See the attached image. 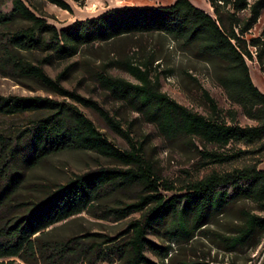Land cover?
<instances>
[{
	"label": "rangeland",
	"instance_id": "374dc122",
	"mask_svg": "<svg viewBox=\"0 0 264 264\" xmlns=\"http://www.w3.org/2000/svg\"><path fill=\"white\" fill-rule=\"evenodd\" d=\"M36 15L57 29L70 26L77 20L95 18L107 10L132 6H164L174 0H64L70 7L62 9L48 0H22ZM215 18L213 8L207 0H189ZM257 0H247L252 4ZM11 0H0V10L8 13V19L0 22V96H39L53 102L54 107L0 115V133L5 137L0 144V164L9 155L7 150L15 140L24 138L26 130L33 131L38 121L61 110L57 106L75 110L86 117L111 144L121 150L138 149L142 159L149 165L153 176L160 184L159 191L167 197L185 192V186L211 173H225L234 169L255 165L264 170V147L256 143L229 142L224 147L201 141L198 137L180 135L167 139L153 122L141 112L115 97L98 82L99 74L138 83L121 65L122 60L139 65L146 63L150 81L167 97L186 110L214 122L239 126H254L257 122L244 115L242 108L231 101L219 78L227 72L226 62L216 56L201 53L197 44H183L166 33L134 32L115 36L108 40L92 41L77 47L70 57L58 58L40 47L19 48L9 42L12 32L29 27L30 22L17 14H11ZM243 26L250 18L249 8L237 13ZM237 31V29L235 28ZM243 38H264V4L258 9L257 17ZM232 42H234L232 40ZM252 58L245 57L249 77L255 87L264 94V71L255 56V48L249 47ZM36 65L57 81L65 91L93 102L98 109L84 105L70 95L45 85L32 75H26L14 64L16 60ZM207 91L216 105L211 111L204 98ZM56 106V107H55ZM101 110L115 124L113 128L99 112ZM60 113L61 115H64ZM125 135H124V134ZM23 134V136H22ZM43 143L38 138L29 141L27 147H17L9 159L8 169L14 172V183L3 203L1 213H15L21 202L39 200L49 190L65 183L75 175L98 168H132L116 159L102 155L92 149L77 146H62L41 152ZM41 152V153H40ZM220 152L233 154L223 163H210L206 153ZM3 177V176H0ZM171 187V189H164ZM231 194L232 187L226 189ZM148 191L142 184L133 181L106 187L94 202L89 213L83 211L74 217L55 224L46 239L80 237L79 242L87 244L97 238L89 233L116 236L126 224L139 217L141 211L122 219L113 216L104 218L105 210L134 202L139 195ZM246 214L264 217V211L249 198L231 194L215 211L210 212L207 222L194 229L187 238H168L165 228L171 220L166 214L147 237L163 246H169L165 257L146 249V256L155 264H263L264 230L254 228L249 235L236 245V237L244 226ZM191 215H185L189 222ZM103 217V218H102ZM122 239V236H121ZM120 239V240H121ZM5 260V259H4ZM16 264H25L16 260ZM96 264H111L107 261Z\"/></svg>",
	"mask_w": 264,
	"mask_h": 264
},
{
	"label": "trees",
	"instance_id": "16d2710c",
	"mask_svg": "<svg viewBox=\"0 0 264 264\" xmlns=\"http://www.w3.org/2000/svg\"><path fill=\"white\" fill-rule=\"evenodd\" d=\"M48 1L62 9H70L64 0ZM207 2L213 8L215 18L189 0H174L172 4L164 6L113 8L95 18L77 20L70 26L57 29L36 16L22 0H11L10 13L26 19L30 26L12 32L9 42L25 49L40 47L51 53L47 55L49 58L51 55L58 58L70 57L81 44L134 32H162L183 44H197L201 53L219 57L227 63V72L218 81L229 99L242 108L244 115L255 120L256 125L239 126L214 122L186 110L155 87L149 79L146 63L139 66L124 60L120 62L138 83L103 74H99L98 82L116 98L128 102L134 110L141 112L149 122L155 123L159 132L167 139L183 135L198 137L201 141L219 147H224L229 142L256 143L264 147V94L251 82L245 62V57L249 60L252 58L249 47H254L255 56L264 71V38L250 37L246 40L242 37L257 17L264 0H257L252 4H248L247 0ZM247 8L251 16L242 26L237 13ZM8 15L0 10V22L6 21ZM14 64L24 74L35 76L52 89L98 109L93 102L63 90L41 67L18 59ZM203 95L209 102L210 110L215 111L216 105L207 91L204 90ZM54 105L56 104L39 96H0V115ZM60 107V113H63L62 106H57L59 109ZM99 112L116 131H121L106 114L101 110ZM60 113L55 112L38 121L33 131L26 130L23 139L11 144L7 150L9 155L0 164V176H3L0 177V264H16V260L25 264H96L101 261L111 264H155L146 256L145 250L165 257L169 246L150 240L147 234L154 230L155 225L166 214L171 215V220L165 233L172 239L187 238L194 229L205 224L210 212L215 211L231 194L251 199L264 211V170L255 165L221 174L211 173L188 183L183 194L167 197L159 191L158 179L153 176L149 165L133 145L130 150H121L106 140L82 114L68 108L64 115ZM4 138L0 133V144ZM35 138L43 143L41 152L74 145L92 149L132 168H98L75 175L49 190L39 200L21 202L17 212L1 213L5 196L14 183L15 173L8 169L9 159L18 146L25 148ZM205 155L210 163H223L233 158V154L220 152ZM126 181L138 182L148 192L139 195L134 202L105 210L104 218L113 216L115 219L141 211L139 217L130 220L121 233L116 236L89 233V237L97 240L83 245L79 239L85 236L46 239L56 223L83 211L89 213L106 187ZM228 187H232L231 194L226 191ZM186 214L191 215L189 222L185 220ZM254 228L264 230V217L246 214L244 226L231 239L232 245L242 241Z\"/></svg>",
	"mask_w": 264,
	"mask_h": 264
}]
</instances>
